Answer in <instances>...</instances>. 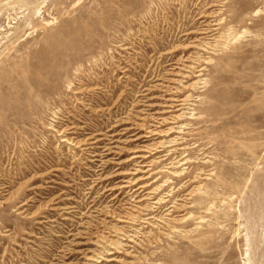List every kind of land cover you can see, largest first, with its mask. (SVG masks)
<instances>
[{"label": "rangeland", "instance_id": "rangeland-1", "mask_svg": "<svg viewBox=\"0 0 264 264\" xmlns=\"http://www.w3.org/2000/svg\"><path fill=\"white\" fill-rule=\"evenodd\" d=\"M0 264H264V0H0Z\"/></svg>", "mask_w": 264, "mask_h": 264}, {"label": "bare ground", "instance_id": "bare-ground-1", "mask_svg": "<svg viewBox=\"0 0 264 264\" xmlns=\"http://www.w3.org/2000/svg\"><path fill=\"white\" fill-rule=\"evenodd\" d=\"M85 152V151H84Z\"/></svg>", "mask_w": 264, "mask_h": 264}]
</instances>
